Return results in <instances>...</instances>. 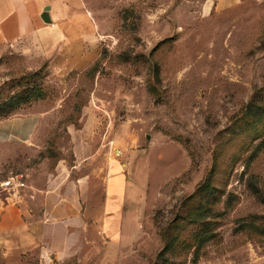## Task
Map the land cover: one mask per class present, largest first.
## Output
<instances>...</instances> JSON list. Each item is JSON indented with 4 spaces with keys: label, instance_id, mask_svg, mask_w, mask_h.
Listing matches in <instances>:
<instances>
[{
    "label": "rangeland",
    "instance_id": "obj_1",
    "mask_svg": "<svg viewBox=\"0 0 264 264\" xmlns=\"http://www.w3.org/2000/svg\"><path fill=\"white\" fill-rule=\"evenodd\" d=\"M97 13L72 41L0 31V121H33L27 140L0 141V180L26 181L0 199L31 221L39 190L59 198L76 182L85 206L91 175L101 204L116 169L113 241L55 264H264V232L243 228L264 216V0H101ZM206 180L214 194L198 190ZM216 195L218 218L187 220ZM206 226L215 236L197 256L189 243ZM37 240L9 239L0 264H40Z\"/></svg>",
    "mask_w": 264,
    "mask_h": 264
},
{
    "label": "crops",
    "instance_id": "obj_2",
    "mask_svg": "<svg viewBox=\"0 0 264 264\" xmlns=\"http://www.w3.org/2000/svg\"><path fill=\"white\" fill-rule=\"evenodd\" d=\"M101 0H12L9 11L1 18L0 31L4 37L34 38L38 31H50L55 40H73L67 32L82 31V25H89L87 12L95 15L98 21V7ZM46 6L55 29L41 18ZM82 24V25H81ZM85 29H89L86 27ZM49 34V33H48ZM32 117L22 119H6L0 121V141L28 139V131L32 125ZM88 175L86 189V205L82 206L81 187L73 182L74 192L57 198L52 188L41 191L37 197L40 215L27 221L22 209L12 204H4L0 199V246L5 251L9 247V239L17 247L25 250L34 240L40 241V264L68 262L74 256H82L84 251L100 250L105 253L107 243L105 232L116 231L121 227L116 219L117 206L115 199L120 196L118 183L122 180L121 172L110 171L108 188L103 189L101 204L94 203L92 196L99 197L95 189V181L91 183ZM82 191V190H81ZM92 200V206L89 201ZM118 222V223H117ZM13 237V239H11ZM28 238V239H27ZM103 253V254H104ZM102 256V254L100 255Z\"/></svg>",
    "mask_w": 264,
    "mask_h": 264
},
{
    "label": "trees",
    "instance_id": "obj_3",
    "mask_svg": "<svg viewBox=\"0 0 264 264\" xmlns=\"http://www.w3.org/2000/svg\"><path fill=\"white\" fill-rule=\"evenodd\" d=\"M154 70L156 72V67L154 68ZM149 88L152 92H156L155 87H153L152 85ZM252 105H253V109H252ZM252 105H250L249 114H251L253 111H255V109H254L255 103ZM208 183H209V181L206 180L204 183L201 184V186L198 188V190H201V189L204 190V188H205V189H209L210 192H212V194H214L216 191H213V188ZM193 197H195V195H193L192 198ZM218 201L219 200H218L217 195H216V199H214L213 201H209L208 199H206L203 203V207H204L203 210L205 209L207 211V213L204 214L203 211H201L202 208L196 212L195 211L194 212H188V213H186L187 220L189 219L190 222L202 221L205 217V216L203 217V215H208V212H212V214L214 213V216L216 218H218L220 216V213L222 214L224 212L223 210L215 208V205L218 203ZM227 203L230 204V200L227 201ZM200 214H202V216ZM248 218L249 219L247 220V223H243L244 229L248 228L251 230L259 231L261 233L264 232V229H261V227H259L258 226L259 224L257 223L259 221V218L264 219V216L259 217V215H250ZM179 223H180L179 218H175L168 224V228L170 229V228L177 227L179 225ZM163 236L165 239L164 251H166L170 248L172 241L170 240L169 236L167 235L166 230L164 231ZM214 236H215V232L213 230H210L209 226H206V230H205L204 234H197L194 237V239H192V241H190L189 246L191 247V246H194L195 244H197V247L195 248V250H196L195 253L197 255L198 251H199L198 249H200L202 247V245L204 243H206V241L213 239ZM156 264H161V263H156Z\"/></svg>",
    "mask_w": 264,
    "mask_h": 264
},
{
    "label": "built area",
    "instance_id": "obj_4",
    "mask_svg": "<svg viewBox=\"0 0 264 264\" xmlns=\"http://www.w3.org/2000/svg\"><path fill=\"white\" fill-rule=\"evenodd\" d=\"M26 185L23 174L9 175L0 180V198L4 195L6 199L12 195L19 194L20 190ZM7 193V194H5Z\"/></svg>",
    "mask_w": 264,
    "mask_h": 264
},
{
    "label": "water",
    "instance_id": "obj_5",
    "mask_svg": "<svg viewBox=\"0 0 264 264\" xmlns=\"http://www.w3.org/2000/svg\"><path fill=\"white\" fill-rule=\"evenodd\" d=\"M49 9H50V7L46 6L44 11H43V13L41 14V18L46 23H51L52 22V19H51L50 14H49Z\"/></svg>",
    "mask_w": 264,
    "mask_h": 264
}]
</instances>
